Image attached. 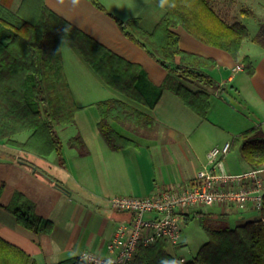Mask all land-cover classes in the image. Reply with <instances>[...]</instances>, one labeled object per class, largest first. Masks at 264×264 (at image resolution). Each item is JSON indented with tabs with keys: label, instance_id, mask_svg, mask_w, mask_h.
Instances as JSON below:
<instances>
[{
	"label": "crops",
	"instance_id": "crops-1",
	"mask_svg": "<svg viewBox=\"0 0 264 264\" xmlns=\"http://www.w3.org/2000/svg\"><path fill=\"white\" fill-rule=\"evenodd\" d=\"M3 1L14 11L22 2ZM99 1L107 11L90 0H79L75 4L73 0H45V3L62 19L118 57L139 65L151 84L161 85L168 74L166 68L130 39L115 17L124 22L139 19L141 27L150 32L165 15L166 9L155 0ZM210 3L226 22L245 24L243 11L250 9L258 14L263 11L259 7L264 5V0H211ZM174 30L180 35V47L184 51L217 62L215 68L207 70L218 83V88H208L211 107L206 119L168 89L154 108L128 98L105 84L79 54L72 40L64 36V68L76 103L81 107L74 124L56 126L63 142L65 164L59 162L56 153L41 157L0 140V148L3 146L4 149L0 150V204H9L13 194L20 191L36 204L39 215L53 223L50 232L28 230L0 205V236L30 254L38 264L78 259L86 250L109 255L108 247L117 225L131 218L130 213L114 209L110 197L147 196L191 182L207 163L210 149L231 142L235 135L246 129L264 125V46L256 37L243 41L240 57L234 60L227 51L203 43L182 26ZM245 56L251 58L255 68L253 74L244 68ZM238 64H242L243 69H236ZM189 85L195 90L200 88L196 84ZM109 98L126 101L154 118L153 129L141 135L112 121L117 130L137 138L139 146L113 150L100 134V115L95 103ZM69 125L73 128L72 133H64ZM76 134L86 142L87 155H80L69 145L64 147V139L68 142ZM29 135L30 132H23L14 138L25 141ZM7 147L15 149V153L7 152ZM230 154L231 150L223 158L225 170L240 173L251 168L237 155L231 157ZM70 177L72 182H69ZM208 207L219 209L224 215L236 213L231 209L239 208L234 205ZM196 212H202L204 218L207 214L214 216V211L205 212L201 208L188 211L190 214ZM260 217L236 218L237 225ZM185 243L182 238L178 246L169 244L168 251L176 255L177 248Z\"/></svg>",
	"mask_w": 264,
	"mask_h": 264
},
{
	"label": "trees",
	"instance_id": "trees-1",
	"mask_svg": "<svg viewBox=\"0 0 264 264\" xmlns=\"http://www.w3.org/2000/svg\"><path fill=\"white\" fill-rule=\"evenodd\" d=\"M90 1L107 11L99 0ZM155 1L166 13L150 32L141 27L139 19L125 22L115 19L130 39L145 48L168 71L159 86L146 79L139 65L118 57L50 10L45 0H22L15 11L0 0V140L41 157L56 153L59 162L65 164L63 142L56 126L74 124L81 107L76 103L64 68V36L72 40L79 54L105 84L128 98L154 108L168 89L206 119L211 107L208 88H218L207 70L215 68L217 62L184 51L174 28L182 26L203 43L227 51L234 60L240 57L248 28L239 21L226 22L214 10L211 0H165L163 4L161 0ZM243 12L258 18L253 10ZM256 39L264 46V23ZM243 61L244 68L253 74L251 58L245 56ZM189 83L200 88L195 90ZM95 106L100 115V134L113 150L137 147L139 140L117 130L112 121L138 135L152 130L155 125L151 115L117 98L100 100ZM23 132H30L25 141L14 138ZM230 143L231 150L239 148L242 160L251 168L264 167L263 124L240 132ZM68 145L82 156L89 153L80 134L71 137ZM1 206L28 230L50 232L53 228L52 221L39 215L36 204L20 191L13 194L9 204ZM260 211L259 219L234 227H214L202 220L209 239L190 259L170 253L167 240L159 239L152 245L140 247L128 264H264V203ZM184 216L192 217L190 213ZM197 216L204 218L202 212L193 213V217ZM0 264L38 263L0 236ZM57 264L83 263L70 259Z\"/></svg>",
	"mask_w": 264,
	"mask_h": 264
},
{
	"label": "built area",
	"instance_id": "built-area-1",
	"mask_svg": "<svg viewBox=\"0 0 264 264\" xmlns=\"http://www.w3.org/2000/svg\"><path fill=\"white\" fill-rule=\"evenodd\" d=\"M236 69H243L238 64ZM231 143L215 146L207 153V163L197 176L177 187L161 189L147 196L117 195L110 197L118 211L131 214L117 225L108 250L101 255L83 251L78 260L83 264H128L142 246L165 239L173 246L182 243V218L189 210L202 206H236L261 210L264 203V167L230 173L223 158Z\"/></svg>",
	"mask_w": 264,
	"mask_h": 264
},
{
	"label": "rangeland",
	"instance_id": "rangeland-1",
	"mask_svg": "<svg viewBox=\"0 0 264 264\" xmlns=\"http://www.w3.org/2000/svg\"><path fill=\"white\" fill-rule=\"evenodd\" d=\"M259 8L263 9V11H259L257 17H253L247 14H244L242 19L244 23L247 25L249 29V36L247 39H251L252 37H256L260 33V27L261 24L264 23V5L260 6ZM247 40V41H248ZM249 43V42H248ZM67 52V50H66ZM66 72V71H65ZM67 75V73H66ZM97 109V108H95ZM72 126L69 125L68 130L66 132H71L72 133ZM65 136V135H63ZM0 150H4L3 146H1ZM64 147H68V142L67 140L64 139ZM15 149L11 147H7V152L9 153H15ZM231 157H235L237 155L238 159L240 161H243L241 158L240 150L239 148H234L231 150ZM236 158H234L235 160ZM69 182H72V178H69ZM203 211H214V216L210 214H207V216L203 219L200 217H193V213H191L192 217L190 218H182V226H183V232H182V238L185 239L186 243L183 246H179L177 249L178 252L176 251L175 254L179 257H185L186 259H190L193 256L197 254L201 246L209 239V236L204 229L202 225V220L206 225H211L214 227L221 226V225H228L231 227H234L237 225L236 218L239 217H245V218H252L254 216H261V211L257 209H236L232 208L231 211L236 210V213H230L229 215H224L220 214L219 209L216 208H210L208 206H202L199 207Z\"/></svg>",
	"mask_w": 264,
	"mask_h": 264
},
{
	"label": "clouds",
	"instance_id": "clouds-1",
	"mask_svg": "<svg viewBox=\"0 0 264 264\" xmlns=\"http://www.w3.org/2000/svg\"><path fill=\"white\" fill-rule=\"evenodd\" d=\"M79 2V0H73V3L75 4V3H78ZM161 2H162V4L165 2V0H161Z\"/></svg>",
	"mask_w": 264,
	"mask_h": 264
}]
</instances>
